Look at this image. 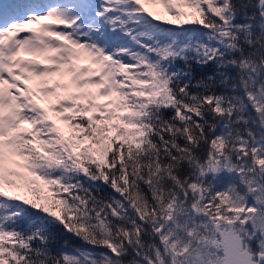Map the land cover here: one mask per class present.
Segmentation results:
<instances>
[{
	"label": "snow or ice",
	"instance_id": "snow-or-ice-1",
	"mask_svg": "<svg viewBox=\"0 0 264 264\" xmlns=\"http://www.w3.org/2000/svg\"><path fill=\"white\" fill-rule=\"evenodd\" d=\"M0 264H264V0H0Z\"/></svg>",
	"mask_w": 264,
	"mask_h": 264
},
{
	"label": "trees",
	"instance_id": "trees-1",
	"mask_svg": "<svg viewBox=\"0 0 264 264\" xmlns=\"http://www.w3.org/2000/svg\"><path fill=\"white\" fill-rule=\"evenodd\" d=\"M242 2V0H234V3H236L237 5H239ZM162 9H160L158 7V10L156 11H161ZM108 191H110L109 189H105L104 193H99V194H105ZM98 194V195H99ZM56 232V239L53 242V244L51 245L53 249H57V248H65V240H67V247L66 250L71 251L74 248L77 247H90L87 245H83L82 241L75 239V238H67L65 237L62 233H60L58 230H54ZM131 257H126V259H130Z\"/></svg>",
	"mask_w": 264,
	"mask_h": 264
},
{
	"label": "rangeland",
	"instance_id": "rangeland-1",
	"mask_svg": "<svg viewBox=\"0 0 264 264\" xmlns=\"http://www.w3.org/2000/svg\"><path fill=\"white\" fill-rule=\"evenodd\" d=\"M150 9L156 11V10H158V6L155 8H151V6H150Z\"/></svg>",
	"mask_w": 264,
	"mask_h": 264
}]
</instances>
